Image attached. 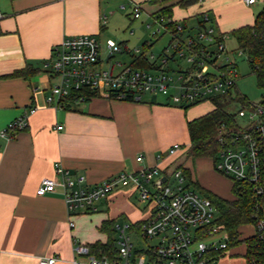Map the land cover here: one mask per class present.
<instances>
[{"label": "crops", "instance_id": "obj_1", "mask_svg": "<svg viewBox=\"0 0 264 264\" xmlns=\"http://www.w3.org/2000/svg\"><path fill=\"white\" fill-rule=\"evenodd\" d=\"M134 4L143 11L137 19L132 15ZM162 6L151 0H0V130L37 107L26 129L11 139L0 135V264H40L41 257L52 256L57 257L55 264H73L77 242L108 241L109 234L101 230L105 221L112 222L116 236L117 224L130 221L136 232L148 217L147 203L138 198L142 209L131 204L137 193L131 188L98 201L93 213L77 210L69 215L60 188L37 194L42 179L57 176L56 163L72 176L83 177L85 185L100 183L121 171L186 163L191 144L188 121L213 106L196 104L186 109L159 95L147 94L141 101H132L105 93L78 100L68 97L61 107L47 103L57 80L45 63L65 37L96 35L102 67L107 63L106 69L116 72L137 64L141 54L136 49L143 51L146 44L150 46L147 58L162 53L161 42L154 44L147 35L136 36L132 31L150 23ZM263 7L264 0L252 5L245 0H201L188 7L174 6L173 17L193 21L208 11L227 44L229 35L253 24ZM108 40L115 41L121 51L110 55ZM25 68L30 71L28 78L11 75ZM58 125L63 129H57ZM175 143L183 150L166 157ZM161 153L163 159L159 160ZM139 154L144 156L142 162L137 161ZM133 237L139 241L137 234Z\"/></svg>", "mask_w": 264, "mask_h": 264}, {"label": "built area", "instance_id": "obj_2", "mask_svg": "<svg viewBox=\"0 0 264 264\" xmlns=\"http://www.w3.org/2000/svg\"><path fill=\"white\" fill-rule=\"evenodd\" d=\"M245 2L252 5L257 0ZM142 13L141 6L134 4L133 17L137 19ZM148 26H155L154 38L164 34L171 38L161 54L149 55L153 67L148 69L133 65H125L116 72L106 69L101 65V44L96 35L65 37L45 63V69L57 80L50 89L47 103L61 107L63 99L86 89L119 100L141 101L147 94L162 95L170 104L187 107L226 97L237 86V61L227 50L224 36L217 31L208 11L198 14L193 21L177 20L157 12ZM107 47L110 55L121 51L113 40L107 41ZM136 52L143 51L136 49ZM179 59L185 65L172 67ZM36 110L37 107H32L28 113L11 120L0 130V135L11 139L26 129L29 117ZM236 113V129L223 128L219 135L222 149L215 168L233 181L251 186L256 198L264 201V95L259 102L251 101ZM239 117L242 122L238 121ZM57 129H63V125H58ZM181 150L183 146L175 143L167 150L166 157ZM143 159L142 154L137 156L138 162ZM158 159H163L162 153ZM179 165L121 171L100 183L85 185L83 177L72 176L68 169L56 163L57 176L42 179L37 194L45 195L60 188L69 215L77 210L93 213L97 211L98 201L125 188L133 189L139 200L148 205L149 215L139 223L136 232L130 221L116 225L114 254L97 256L91 253L89 245L77 242L73 264H218L222 251L229 254L230 236L220 222L217 207L208 197L187 187ZM163 176L166 180L157 184ZM70 226H75L74 221H70ZM252 229L258 239L264 241V218H258ZM133 234L144 242V247L135 245ZM150 240L156 242L150 244ZM56 261L55 256L40 258V264ZM250 264L258 263L253 260Z\"/></svg>", "mask_w": 264, "mask_h": 264}, {"label": "trees", "instance_id": "obj_3", "mask_svg": "<svg viewBox=\"0 0 264 264\" xmlns=\"http://www.w3.org/2000/svg\"><path fill=\"white\" fill-rule=\"evenodd\" d=\"M155 3L163 5L159 12L165 16H173V7L181 6L188 7L198 2V0H151ZM236 38L239 49L246 52L248 62L251 68V73L256 76L258 86L264 90V7L258 13L255 21L251 25H245L232 32ZM150 46L146 44L141 53L139 62L134 66L142 68H152L153 63H150L146 57V52ZM12 76L29 77L28 69L17 70ZM97 91L82 90L75 91L70 96L73 100H78L82 97H89L97 94ZM264 95V92H263ZM250 100L242 93L237 91V86L226 97H218L212 99L213 109L206 114L196 117L188 121V130L190 135V146L187 151V157L198 159L211 157L214 158V163L218 157L222 145L219 141V135L223 128L226 130H234L237 127V113L228 110V107L233 103H240L241 106L250 105ZM196 105L192 104L191 106ZM183 172L192 180V172L190 169L179 165ZM196 187H201L204 195L217 207L220 214V222L225 225V228L230 236V253L232 256H243L247 264L255 260L258 264H264V241H260L254 231H251L249 236L243 231L245 226H253L258 218H264V201L256 198L251 186L242 182L234 181L233 197L226 198L214 193L211 190L203 189L198 181L193 182ZM101 230L109 234V239L106 243L95 242L89 245L91 253L97 256L112 255L116 252L115 240L113 238L112 222L105 221ZM226 255L222 251L219 259Z\"/></svg>", "mask_w": 264, "mask_h": 264}, {"label": "rangeland", "instance_id": "obj_4", "mask_svg": "<svg viewBox=\"0 0 264 264\" xmlns=\"http://www.w3.org/2000/svg\"><path fill=\"white\" fill-rule=\"evenodd\" d=\"M155 26L149 27L148 23H146L143 27L141 28H136L133 27L132 31L136 33V36L139 34L147 35V37L150 39H153L155 41L154 44H157L158 42H161L159 46L166 47L168 46L170 42V36L167 34L160 35L158 38H154L152 33L154 30ZM227 50L229 51L230 55L236 59L237 64H238V80H237V91L244 94L250 101L252 102H259L262 99L263 92L257 83L256 76L251 73V68L248 62V56L246 52L240 53L239 49V44L235 38H233L232 35H229L227 38ZM160 46V47H161ZM159 47V48H160ZM162 48V47H161ZM178 65H185V62L183 60H178L177 62H173L171 64L172 67H177ZM105 68H109L108 64L105 63L104 65ZM162 96V95H159ZM200 106H206L207 108H212L213 103L212 101H204L201 103H198ZM241 108L240 103H233L228 107V110L231 112H237ZM242 118H238L239 122H242ZM184 167L188 168L192 172V180L185 175L186 182L185 184L187 185L188 188L195 189L196 191L200 192V194L204 195L205 193L202 191L201 187H196V185L193 182L198 181L200 185L202 186L203 189H208L213 191L214 193L230 198L233 197V185L234 181L229 177L223 174L222 172L216 170L215 168V163H214V158L211 157H206V158H198V159H193V158H188L186 160V163L183 164ZM150 189L152 191H155V189L149 185ZM205 196V195H204ZM137 208L142 209L144 206L138 200V193L131 197L130 200ZM138 216L139 212L137 213ZM243 231L245 232L246 236H249L252 231L251 226H245ZM113 238L116 239V236L113 235ZM156 241L155 240H150V244H154ZM135 245L137 247H144L145 244L144 242L136 241ZM218 264H246L243 256H230L227 255L226 257L221 258L218 261Z\"/></svg>", "mask_w": 264, "mask_h": 264}, {"label": "water", "instance_id": "obj_5", "mask_svg": "<svg viewBox=\"0 0 264 264\" xmlns=\"http://www.w3.org/2000/svg\"><path fill=\"white\" fill-rule=\"evenodd\" d=\"M166 176H163L158 182H157V184H160V183H162V182H164L165 180H166Z\"/></svg>", "mask_w": 264, "mask_h": 264}]
</instances>
